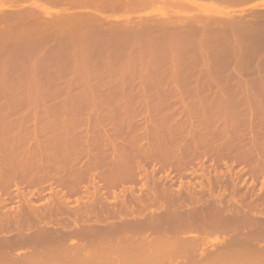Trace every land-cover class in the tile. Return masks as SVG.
<instances>
[{
    "label": "rangeland",
    "instance_id": "374dc122",
    "mask_svg": "<svg viewBox=\"0 0 264 264\" xmlns=\"http://www.w3.org/2000/svg\"><path fill=\"white\" fill-rule=\"evenodd\" d=\"M79 2L81 1L79 0ZM79 2L76 0V3ZM61 3L62 2H57V0L55 2L53 0H0V20L5 17H7L8 19L7 21H0V56H2L0 57V71L2 70L0 72V88L2 87L0 89V97L2 96V98H0V121H4L5 118V120H7L10 117L9 119H14L11 120L12 122L15 120L16 122L17 120L20 121L18 123V126L20 125L22 128L23 124L24 126L25 124H27L25 126L26 131L24 129L22 131V128L18 126L16 127V129L19 128L20 131L18 129L17 131H19L20 134L21 132H26V136L24 134H21L26 138L28 135L30 136L29 132H31V135H33L30 136L32 140L29 137L25 139L26 143H30L29 146H32L34 143V146H39L41 144L43 145V140H46L49 136H47L46 131L53 130L54 128L55 129L53 130V132H57V130L62 131L64 129L62 132L64 133L65 131L64 134H66V132H69L68 130L71 129L70 131H72L73 129V131L76 132L75 139H77V141L81 136V140L76 143L77 146L76 144L73 145V143L72 148L75 149L74 153L79 155L81 154L79 159V155L75 157L79 161L82 158V162L80 161L81 164L79 163V165L77 162L75 163L74 161H72L71 166H75L76 164H78L77 166L80 169L77 168V171L79 169L80 173H77L78 175H76L80 177L83 175V178H81V180L78 179L80 177H77L76 175L75 176L78 180L81 181L78 182L79 184L81 183L80 188L83 187L82 191L86 190L88 193H83L82 195H71L69 196V198H66V200L73 206L80 205L81 207L84 204L91 203L92 200L95 201L97 199L95 198L96 195H98V197H100V195L101 197H103V200L105 201H102V199L100 198L103 203H106V201L108 200V203H111V205L109 204L111 208H113V204L116 203H119L120 205L122 203L124 205V203L132 200L131 198H134V200H136V198L138 200L147 198L145 200L148 201V204L150 202L151 205L148 206L149 208L144 211L146 213L143 212V215H139V217L137 214H134V216L130 215V217H128L129 221L133 222L132 224L135 226L138 223L140 224L141 220L142 224H138L139 226L143 225L145 223V220L146 222L147 220H149V223H151L152 221H159V224L162 222L163 226L166 222L165 225L167 226H164V228L166 227L165 229L161 227L162 224H160L161 226L159 225L160 227L158 226L159 228H157H161L160 230L163 229L164 231L167 229V227L168 229L169 227L171 229L172 225H174V227L172 226L173 230L177 227L183 228L184 225H180L179 223H183L182 219L186 218V216H190V219L188 218V225L190 224L188 226V233H181L180 236H176V233L173 234L174 236L170 235L169 230H167L168 233H166V231L163 232L164 234L166 233L165 236H159L163 233L157 234L152 231V229L148 232L144 231L143 234L146 233L147 236H151L149 237V240H154L155 238L157 239L160 237L156 240V242L162 237V239H165L166 237V240L167 238H170V247L167 248L169 245L166 247V249L168 250L162 248L166 251L165 254L164 250L162 251V249H160V252L158 251L157 254L158 257L152 263L148 262V264H191L192 262L193 264H264V94H262L264 92V44L261 48L258 49L255 47V45L252 44L253 42H245L247 40L243 38L244 34L248 33L244 36L245 38L247 36L249 37L250 35L253 36L254 34H256L259 38L261 36L264 40V0H150L143 6H140V8L133 6L114 11L108 8H100L101 6H98L99 4L97 5V7L95 6L98 10L96 11V9L93 8L95 4H90L93 5L92 7L90 6L91 8H85L83 6V8H77L78 5L82 3H79L78 5L76 4L73 7L72 5H63L64 3ZM103 9L108 10L106 12V10L104 11ZM18 13H25L24 15L22 14L25 18ZM77 15L81 16L76 17ZM82 15L84 17H82ZM16 16H18V18ZM20 16L22 17V19ZM23 18L26 20L23 21ZM17 19L19 21H17ZM93 19H95V21ZM27 20H29L32 25ZM100 21H102L103 23L101 24ZM37 22L39 24L41 23L42 27L38 25ZM45 22L46 24L50 22V25H46ZM43 24H45V27ZM235 25H238L242 29V31L241 29L237 30L236 28L238 27L235 28ZM158 27H160V29ZM89 28L90 30H93L90 31ZM180 29L182 31H180ZM235 31L238 33H236ZM25 34L27 35V37L25 36ZM142 34L143 36H141ZM189 34L192 37L187 36ZM218 34L221 35L219 36ZM40 35H42V37L45 36V38L42 39ZM114 35H119L120 38H118V36L114 37ZM38 36L41 39H39ZM185 36L186 38H190L186 39ZM34 37H36L37 39ZM101 37L103 40L101 39ZM93 38L96 39L94 40L95 42L92 40ZM230 38L233 41H230ZM89 39H91L92 41H90ZM217 39L218 41L220 40L221 43L226 44H223V47L226 46L225 49L221 48V50L223 51L219 50L220 48L217 47L221 46L220 42L218 44L216 43L218 42L216 41ZM40 40L41 42H39ZM182 40L185 43L191 41L189 42V44L186 43V45H190L189 48H186L185 45H183V49L180 48V42ZM223 40L225 42H223ZM108 42L110 45L107 46ZM143 42L144 44H141ZM243 42H245L247 46ZM172 43H175V46H180L179 49L177 46L175 48L174 44L172 45ZM177 43L180 45H178ZM215 43L217 44L215 46V49H218L220 53L218 54L219 56L217 55L219 58L216 56L217 53L215 54V56L214 54L212 55L215 49L211 48L214 47L213 45ZM250 43L253 46L248 45ZM24 44L27 45L25 46ZM33 44L35 46H33ZM39 44L41 46H39ZM147 44H149L150 46ZM29 45H32V50ZM37 45L41 50L38 49ZM114 45L117 46L113 47ZM191 45H193V47ZM243 45L246 48L249 46L247 48V52L245 51L246 48H243ZM89 46L92 49L89 48ZM98 46L102 49L104 48L103 51ZM166 46V51H168L169 54L165 52ZM171 46H173L174 48H171ZM160 47L162 49H160ZM93 48H96V50H94L95 52L93 51ZM229 48H233V52L232 50L230 51ZM91 51H93L94 53ZM220 51L223 53L225 52V54L221 53ZM249 51L252 53H250ZM260 51L261 53H259ZM54 52H56L57 54ZM14 53L15 55H13ZM18 53L20 54L19 57L17 56ZM105 53L106 55L103 56ZM159 53H161V55ZM164 53H166L165 55L168 54L170 57L167 55L164 59V56L162 57ZM55 55L57 56L54 57ZM63 55H65V57H63ZM154 55L158 60L161 57L162 58L159 60V64H157L156 66V68H158L150 71L152 70V67L154 66L153 68H155L156 65L155 63L151 62L153 58V61H155ZM228 55L231 57V59L230 57H228ZM12 56H14L15 58ZM95 57H97V59H95ZM183 57H186L184 59L185 62H182ZM212 57H215L216 59H211ZM64 58H66V60ZM132 58L134 61L132 60ZM177 58V61L179 62V64L177 63L179 69H176L177 65H175V62H177ZM54 59L55 61H53ZM110 59H114V61H111ZM189 59L191 61H189ZM102 60L104 61L102 62ZM136 60L138 61V63H136ZM161 60L166 61L167 65L165 64V62L162 63ZM243 60L245 62L248 61V66L243 62ZM115 61L116 63L114 64L113 62ZM186 61H189V63H187ZM200 61H202V65H200ZM63 62L66 64H64ZM121 62L125 64H120ZM157 62L158 61H156V63ZM196 62L198 65H200L199 67ZM215 62L220 64H217ZM253 62H255V65ZM105 63L107 64V66ZM133 63H136V66L134 65L133 67ZM214 63L215 65L217 64L218 67L220 66V69H223L224 71H219V68L217 67V65L215 66ZM238 63H240L239 65H241L242 63L241 66L245 71H243L241 67V69L238 67ZM249 63L251 64V67L249 66ZM244 64H246V68H244ZM103 66H106L105 69L107 68V70H104ZM160 66H162L163 69L165 68V73L161 72V70L163 71V69ZM88 67H93V71L92 68ZM159 67L161 70H159ZM182 67L186 69L182 70ZM211 67L217 69H211ZM116 68L119 71H116ZM203 68L205 69V71H203ZM24 69L26 73H24ZM53 69L54 71H52ZM94 70L98 71V74H95L96 71L94 72ZM103 70L105 73L103 72ZM154 70L158 72L156 73ZM181 70L183 73L181 72ZM186 70L189 71V73ZM214 70H218V73ZM225 70H228L229 74ZM9 71H11V73ZM55 71L59 74V76ZM185 71L188 73H186L187 76L184 74ZM5 72L7 75L5 74ZM99 72H102L104 76ZM118 72L120 75L118 74ZM159 72L164 74V76L161 74L163 77H159ZM219 72H221V74ZM54 73L57 74L58 77H60V74H63L62 80L56 75L54 77ZM129 73L131 74L130 76H128ZM207 73L208 75H205ZM243 73L247 77L242 75ZM214 74L215 76H220L223 74L226 76L223 78H216L217 76L215 77ZM248 74L250 75V77H248ZM16 75H18L19 79ZM36 75L41 76V78H37ZM95 75L97 77L100 76L98 78L99 80L101 78L100 83L98 79V82L95 83L97 81V77ZM114 75L116 78H114ZM166 75L168 78L165 77ZM201 75L203 76V78L201 77ZM232 75H235V77L237 76L236 78H238V80ZM154 76L155 79H158V77L160 79L155 80ZM204 76L207 77L204 79ZM109 77L110 79H108ZM127 77L130 78L125 79ZM191 77L195 78L193 79ZM15 78L18 79V81H15ZM137 78L139 79V81ZM190 78V82H195L190 83L188 81V79ZM215 78L217 80L213 81L215 80ZM234 78L236 79V81ZM249 78H251V80ZM253 78L256 79V84ZM54 79L59 80L56 82V80ZM204 80H206V82ZM6 81H12L15 83V85H13V83H10L11 85H13L12 87ZM42 81L46 82L43 83ZM116 81L118 83L120 81L121 82L115 85ZM242 81L243 83H241ZM17 82L21 83L22 85L19 83L17 84ZM47 82L49 84H47ZM82 82L84 83V86ZM207 82L208 84H206ZM231 82L233 83L231 84ZM237 82H239L238 85ZM32 83L33 86L31 85ZM57 83H60V85L58 86ZM164 83L166 85H164L163 87L162 85ZM7 84L11 87L8 88ZM46 84L47 86H49V89H52L53 86H55L53 87V89L58 87H60V89L58 88L59 91H57L58 89H55V92L52 89V93L49 94V89H47L46 91L47 86H45V89L43 91L44 87L42 86ZM94 84L98 87H96ZM159 84L160 86H162V88L158 87ZM226 84L229 85V89L228 87H226ZM242 84H244L245 90L243 88L244 86H241ZM187 85H189L190 88ZM99 86L101 87V89L102 86L105 87L102 90H99ZM153 86L155 89L153 88ZM80 87H82V89ZM85 87H88L87 90L85 89ZM225 87L226 89H224ZM105 88H107V90ZM148 88L150 89V91L148 90ZM12 89H16L15 91L18 92V94L15 93ZM40 89H42V91ZM115 89H117V91ZM257 90L261 91L258 92ZM10 91H13V93L18 95V97H20V95L22 97H20V99L17 97V99L16 97H13V93H10ZM78 91L80 93L82 92V94H80ZM118 92L120 93L119 96L117 94ZM226 92L227 94L229 92L228 96L230 95V93H239V100H237L236 102L233 99V96L236 94H234L232 97H226ZM97 95L100 96L98 97ZM102 95L103 97L105 96L104 99L103 97H101ZM220 95H222V98L219 97ZM47 96L49 98L53 97V100L47 98ZM129 96L133 97L129 98ZM206 97L209 99H206ZM12 98L14 99V102L11 101ZM99 98L101 101L99 100ZM105 98L110 99V102H107L108 99L106 100ZM128 98L130 100H127ZM134 98L137 101L134 100ZM235 99H237V95ZM119 100L122 102H120ZM116 102H118L119 104ZM231 102H234L236 105ZM55 119L57 120L56 122L60 120V122H58L59 124L61 122H64L63 125L64 127H66H62V123L60 125H55ZM50 120H54L52 122L55 124H53ZM42 122L44 124H50L47 130L45 127L47 125H44ZM65 122L69 124V127ZM38 125L40 126L38 127ZM42 125L44 126V128L42 127ZM40 127L43 128V130ZM39 128L40 135L38 132ZM32 130L36 131L34 132ZM41 131H44V137L41 135ZM83 133L87 135H85L84 140H82V135H84ZM34 136H42L43 138L40 137V139L43 140L41 141L40 139H38L39 137H35L36 141H34ZM135 137L137 140H135ZM133 139L135 141H133ZM29 140L34 141V143H31ZM37 141L38 144L36 143ZM40 141L41 143H39ZM72 141L74 142L75 140ZM134 143H137L139 145L136 146ZM37 146H35V148ZM133 146H136V149H134ZM153 148L154 150H152ZM38 149L39 148H37V150ZM123 150L127 153L123 154ZM103 151L105 153H102ZM106 152L109 156L106 154ZM118 152H121V155H119ZM145 152L147 155L144 154ZM100 154L110 157L111 160L105 156H103L102 158ZM125 154H128L126 155V157L129 156V154L132 155L130 156L131 159L130 157L127 158L128 160L130 159V161L133 163L132 165L134 166V168L136 167L135 170L134 168H132V171L135 172V176L134 178H132V180H134L133 182L131 180H127L122 184L118 183L119 185L117 184L116 187H113V180H111V182H108L110 181L111 175H107L109 173L108 170L110 169L111 171V167L113 168V166L112 164H109L111 166L109 167L108 163H112L113 159H116L117 157L120 158L122 155V158L126 160L127 158H124ZM244 154L248 157H246ZM240 157H242L243 159H240ZM93 158H100L102 160H105L106 158V160H109L110 162H107L105 160V164H103L102 167H104V165L106 166L103 169L99 160H97L99 162L94 160L92 164L91 160H93ZM132 158H134L136 161H132ZM95 161L96 165H99L100 167L94 164ZM131 162H129L130 165ZM86 164L91 165L87 166ZM84 165L87 167L85 168ZM105 169H108L106 171V174ZM81 170H83V172ZM101 176H109V180L107 181L108 185L105 182L106 180L103 181V178ZM127 182L129 184H127ZM109 183L111 184V186L109 185ZM46 186H48V184ZM21 188L22 190L23 188L25 189V193L23 190V192L21 193L23 198L18 197L17 200L16 198L11 200L10 203L12 205L14 204V206H17V203H19L20 205L22 202H24V200L26 199L25 196H28L26 195V193L32 196L33 193H35L36 195L38 193H36V191L39 190L38 186L37 188L33 187V189L28 187V190L26 185L21 186ZM28 191L31 192V194L28 193ZM23 193L25 195H23ZM50 193V191L48 193L47 191H45L43 193L44 195H42L43 197L45 196L44 198H34L37 205L46 203L48 204L49 202H51L50 200H53L54 198H50ZM156 198L159 199L156 201ZM126 199H128V201H126ZM14 201L16 202L12 203ZM168 202L170 203L168 204ZM179 209L180 212L178 211ZM168 210L170 212H168ZM193 211H195V213ZM148 214L151 220L148 218ZM168 216H170V218H167ZM176 217H179L177 218V221L173 219ZM164 218H167L166 220L168 221L169 219H173L174 221L172 220L167 222ZM124 219L128 220L127 216L123 218V220ZM116 220L120 223H129L126 220L125 222H122V220L118 219ZM133 220L136 222V224H134L135 222ZM110 221L117 223V221H115L114 219L109 220V222ZM171 222H173V224ZM167 223H169V225ZM174 223L177 225L175 226ZM195 224L198 226L204 224L205 226H202L204 227L205 231L209 226L210 228L208 227V230L210 229V231L203 232V227H198ZM101 225L103 226V224ZM212 225L215 226L212 227ZM193 226L195 227L192 229ZM193 239L196 240L194 241ZM23 252V250H20L18 253ZM234 255L235 257H233ZM228 256L230 259L228 258ZM112 258H115V256H113ZM231 260H233L234 262H231ZM114 261V259H111L112 263ZM114 263L116 264L119 262Z\"/></svg>",
    "mask_w": 264,
    "mask_h": 264
},
{
    "label": "bare ground",
    "instance_id": "6f19581e",
    "mask_svg": "<svg viewBox=\"0 0 264 264\" xmlns=\"http://www.w3.org/2000/svg\"><path fill=\"white\" fill-rule=\"evenodd\" d=\"M52 1V0H51ZM54 2L56 1V0H53ZM78 2H79V0H77ZM81 2H79V3H82V4H79V3H76V0H57V2H62V3H64L63 5H72V7L73 6H75L76 4L78 5V7L77 8H80V7H87V8H91L94 4V9H96V11H98L97 10V5L98 6H101L100 8H108V9H110V10H118V9H124V8H129V7H139L140 8V6H143L144 4H146L148 1H150V0H80ZM178 1V0H177ZM61 3V4H62ZM84 4V5H83ZM88 4V5H87ZM90 4H93V5H90ZM87 5V6H86ZM183 5V4H182ZM91 6V7H90ZM96 6V7H95ZM82 7V8H83ZM74 9V8H73ZM107 9V10H108ZM104 10V9H103ZM106 10V9H105ZM104 10V11H105ZM107 10H106V12H107ZM22 12H24V11H22ZM31 12V11H30ZM260 12V11H259ZM17 14V13H16ZM15 14V15H16ZM19 15L21 14V16L22 17H24L23 15L25 14H23V13H18ZM23 14V15H22ZM35 14V13H34ZM18 15V16H19ZM27 15H28V13H27ZM33 15V14H32ZM9 16V15H8ZM18 16H16L17 18H18ZM20 16V17H21ZM81 16V15H80ZM80 16H76V17H80ZM88 16V15H87ZM14 17V16H13ZM19 17V18H20ZM22 17H21V19H22ZM29 17V16H28ZM82 17H84L83 15H82ZM86 17V16H85ZM6 18V19H5ZM5 18H3V19H1V20H8L7 19V17H5ZM15 18V17H14ZM25 18V17H24ZM23 18V19H24ZM38 19V18H37ZM63 19V18H62ZM87 19V18H86ZM89 19V18H88ZM0 20V21H1ZM11 20V19H10ZM12 20H13V18H12ZM26 19H24L23 21H25ZM77 20V19H76ZM90 20V19H89ZM94 21H95V19H93ZM105 20V19H104ZM15 21H16V19H15ZM14 21V22H15ZM17 21H19L18 19H17ZM27 21H29V20H27ZM33 21V20H32ZM63 21V20H62ZM81 21V20H80ZM85 21V20H84ZM94 21H92V22H94ZM98 21V20H97ZM103 21V20H102ZM102 21H100L101 22V24L103 23ZM4 22V21H3ZM9 22H11V21H9ZM30 22V21H29ZM28 22V23H29ZM70 22H71V19H70ZM74 22V21H73ZM77 22V21H76ZM99 22V23H100ZM109 22V21H108ZM264 22V21H263ZM38 23V22H37ZM59 23H64V22H59ZM88 23V22H87ZM97 23V22H96ZM253 23V22H252ZM30 24H31V22H30ZM45 24H46V22H45ZM45 24H43L44 25V27H45ZM47 24H49L50 25V22L49 23H47ZM46 24V25H47ZM58 24V23H57ZM67 24H69V23H67ZM84 24V23H83ZM90 24V23H89ZM256 24H257V22H256ZM32 25V24H31ZM35 25V24H34ZM33 25V26H34ZM38 25H40L41 26V23L39 24L38 23ZM95 25V24H94ZM118 25V24H117ZM187 25V24H186ZM193 25V24H192ZM245 25V24H244ZM261 25V24H260ZM40 26H38V27H40ZM52 26V25H51ZM62 26V25H61ZM96 26V25H95ZM103 26V25H102ZM105 26V25H104ZM106 26H107V23H106ZM247 26V25H246ZM245 26V27H246ZM42 27V26H41ZM48 27V26H47ZM86 27V26H85ZM98 27V26H97ZM236 27H238V28H236ZM88 28V27H87ZM93 28V27H92ZM157 28V27H156ZM159 29H160V27H158ZM178 28V27H177ZM182 28V27H181ZM184 28V27H183ZM235 28L238 30V29H241L238 25H235ZM243 28H244V26H243ZM32 29V28H31ZM30 29V30H31ZM41 29V28H40ZM51 29V28H50ZM98 29V28H97ZM116 29H118V28H116ZM146 29V28H145ZM253 29H255V28H253ZM34 30V29H33ZM52 30V29H51ZM67 30V29H66ZM89 30H90V28H89ZM93 30V29H92ZM92 30H90V31H92ZM100 30V29H99ZM98 30V31H99ZM102 30H103V28H102ZM105 30V29H104ZM109 30V29H108ZM173 30V29H172ZM178 30V29H177ZM215 30V29H214ZM35 31V30H34ZM34 31H33V33H34ZM55 31H57V30H55ZM59 31V30H58ZM84 31V30H83ZM86 31H87V29H86ZM89 31V32H90ZM97 31V32H98ZM117 31V30H116ZM159 31V30H158ZM171 31V30H170ZM180 31H182L181 29H180ZM184 31V30H183ZM217 31V30H216ZM240 31V30H239ZM241 31H242V29H241ZM244 31V30H243ZM62 32H64V31H62ZM144 32V31H143ZM160 32V31H159ZM222 32V31H221ZM220 32V33H221ZM225 32H226V30H225ZM224 32V33H225ZM230 32V31H229ZM236 32V31H235ZM32 33V32H31ZM42 33V32H41ZM76 33V32H75ZM78 33H79V31H78ZM96 33V32H95ZM139 33V32H138ZM168 33V32H167ZM170 33V32H169ZM236 33H238V32H236ZM239 33H241V32H239ZM250 33V32H249ZM94 34V33H93ZM119 34V33H118ZM137 34V33H136ZM140 34V33H139ZM145 34V33H144ZM147 34V33H146ZM228 34H230V33H228ZM246 34H248V33H245L244 34V36L246 35ZM258 34V33H257ZM30 35V34H29ZM112 35V34H111ZM207 35V34H206ZM212 35V34H211ZM219 35V34H218ZM221 35V34H220ZM219 35V36H220ZM242 35V34H241ZM256 34H254L253 36H247L246 38L243 36V38L245 39V40H247V41H245L244 39V41L245 42H253L252 44L253 45H255V47L256 48H261L262 46H263V44H264V40H263V38L260 36V38H262V39H260L259 37H258V35H256ZM25 36L27 37V35L25 34ZM41 37H42V35H40ZM91 36V35H90ZM89 36V37H90ZM101 36V35H100ZM100 36H99V38H100ZM116 36H118V38H120L119 37V35H116ZM115 35H114V37H116ZM122 36H123V34H122ZM121 36V37H122ZM141 36H143V34L141 35ZM176 36V35H175ZM187 36H190V34L189 35H187ZM229 36V35H228ZM241 36V37H242ZM30 37V36H29ZM37 37V36H36ZM36 37H34V38H36ZM39 37V36H38ZM47 37V36H46ZM49 37V36H48ZM88 37V38H89ZM139 37H140V35H139ZM150 37V36H149ZM169 37V36H168ZM182 37V36H181ZM184 37V36H183ZM190 37H192V36H190ZM190 37H188V38H190ZM211 37V36H210ZM240 37V38H241ZM31 38V37H30ZM43 38H45V36H43L42 37V39ZM51 38V37H50ZM76 38V37H75ZM96 38V37H95ZM95 38H93L92 40L94 41V40H96ZM112 38V37H111ZM144 38V37H143ZM185 38H186V36H185ZM185 38H183V39H185ZM188 38H186V39H188ZM218 38V37H217ZM239 38V37H238ZM27 39V38H26ZM33 39V38H32ZM37 39V38H36ZM39 39H41L40 37H39ZM101 39H102V37H101ZM100 39V40H101ZM105 39V38H104ZM138 39V38H137ZM136 39V40H137ZM177 39V38H176ZM197 39V38H196ZM199 39V38H198ZM225 39V38H224ZM242 39V38H241ZM29 40V39H28ZM54 40V39H53ZM85 40V39H84ZM90 41H92L91 39H89ZM103 40V39H102ZM113 40H115V39H113ZM189 40H192V39H189ZM188 40V41H189ZM195 40V39H194ZM226 40V39H225ZM30 41V40H29ZM38 41V40H37ZM46 41V40H45ZM48 41V40H47ZM88 41V40H87ZM98 41V40H97ZM96 41V42H97ZM105 41H107V40H105ZM141 41V40H140ZM139 41V42H140ZM158 41H159V39H158ZM162 41H163V39H162ZM176 41V40H175ZM216 41H218V39L216 40ZM227 41V40H226ZM230 41H233L231 38H230ZM32 42V41H31ZM31 42H29V43H31ZM39 42H41V40L39 41ZM78 42V41H77ZM95 42V41H94ZM110 42V41H109ZM109 42H108V44H107V46L108 45H110L109 44ZM154 42V41H153ZM179 42V41H178ZM189 42H191V41H189ZM189 42H186L187 44H189ZM220 42V40L218 41V42H216L217 44ZM223 42H225L224 40H223ZM245 42H243V43H245ZM255 42V43H254ZM28 43V42H27ZM52 43V42H51ZM57 43V42H56ZM87 43V42H86ZM91 43V42H90ZM113 43V42H112ZM116 43V42H115ZM127 43V42H126ZM156 43V42H155ZM176 43V42H175ZM175 43H172V45L174 44V46H175ZM181 43V45L180 44H178V45H180L179 47L181 48V49H183V45H185L186 46V48H189V46L190 45H186V43L185 42H183V40L180 42ZM184 43V44H183ZM192 43H194V42H192ZM214 44L213 46L214 47H212L211 49H215L216 47V45L217 44ZM221 43V42H220ZM23 44V43H22ZM34 44H36V43H34ZM33 44V46H35ZM41 44V43H40ZM39 44V46H41ZM66 44V43H65ZM92 44V43H91ZM98 44V43H97ZM114 44V43H113ZM141 44H144V42L143 43H141ZM161 44H162V42H161ZM197 44V43H196ZM223 44L224 45H226L225 43H221V46L219 47V46H217L218 48H220L219 50H221V48H226V46H224L223 47ZM246 44V43H245ZM25 45V44H24ZM27 45V44H26ZM25 45V46H26ZM46 45V44H45ZM44 45V46H45ZM64 45V44H63ZM74 45H76V44H74ZM78 45V44H77ZM96 45V44H95ZM99 45V44H98ZM127 45V44H126ZM147 45H149V44H147ZM205 45H206V43H205ZM204 45V46H205ZM248 45H251V43L250 44H248ZM253 45H251V46H253ZM30 46V45H29ZM28 46V47H29ZM43 46V47H44ZM94 46V45H93ZM112 46V45H111ZM117 46V45H116ZM115 45L113 46V47H116ZM150 46V45H149ZM148 46V47H149ZM177 46V45H176ZM176 46H175V48H176ZM185 46H184V49H185ZM192 47H193V45H191ZM208 46V45H207ZM230 46V45H229ZM244 46V45H243ZM242 46V47H243ZM246 46H247V44H246ZM250 46V47H251ZM28 47H26V48H28ZM32 47V45L30 46V48ZM37 47H38V45H37ZM70 47V46H69ZM75 47H77V46H75ZM75 47H73V48H75ZM95 47V46H94ZM99 47V46H98ZM103 47V46H102ZM162 47V46H161ZM160 47V49H162ZM168 47H169V45H168ZM178 47V46H177ZM179 47H178V49H179ZM206 47V46H205ZM227 47H228V44H227ZM235 47H236V45H235ZM249 47V46H248ZM247 47V48H248ZM83 48V47H82ZM89 48H91L90 46H89ZM88 48V49H89ZM100 48V47H99ZM110 48V47H109ZM164 48V47H163ZM166 48H167V46L165 47V52L166 53H168L169 54V52L168 51H166ZM171 48H174L173 46H171ZM196 48V47H195ZM244 49L246 48L245 46L243 47ZM247 48H246V52H247ZM23 49V48H22ZM38 49H40L39 47H38ZM52 49V48H51ZM92 49V48H91ZM100 49H102V48H100ZM104 49V48H103ZM103 49H102V51H103ZM113 49H115V48H113ZM121 49V48H120ZM157 49V48H156ZM207 49V48H206ZM205 49V50H206ZM230 49V51L233 49V48H229ZM19 50V49H18ZM31 50H32V48H31ZM34 50H35V48H34ZM41 50V49H40ZM43 50V49H42ZM56 50V49H55ZM67 50V49H66ZM94 50H96V48H93V51ZM98 50V49H97ZM171 50V49H170ZM169 50V51H170ZM173 50V49H172ZM174 50H176V49H174ZM250 50V49H249ZM37 51H39V50H37ZM69 51V50H68ZM93 51H91V52H93ZM101 51V52H102ZM159 51V50H158ZM161 51V50H160ZM163 51V50H162ZM212 51V50H211ZM221 51H223V50H221ZM220 51V52H221ZM244 51V52H245ZM256 51V50H255ZM259 51V50H258ZM263 51V50H262ZM26 52V51H25ZM28 52H30V51H28ZM58 52H60V51H58ZM80 52V51H79ZM90 52V53H91ZM95 52V51H94ZM93 52V53H94ZM114 52V51H113ZM116 52V51H115ZM164 52V51H163ZM178 52H179V50H178ZM232 52H233V50H232ZM250 52V51H249ZM54 53H56V52H54ZM53 53V54H54ZM62 53V52H61ZM72 53V52H71ZM108 53V52H107ZM122 53V52H121ZM129 53V52H128ZM155 53V52H154ZM166 53H164V55H162V57L165 59V56H167V55H165ZM171 53V52H170ZM176 53V52H175ZM210 53V52H209ZM217 53V54H216ZM221 53H223V52H221ZM250 53H252V52H250ZM256 53V52H255ZM259 53H261V51L259 52ZM6 54V53H5ZM16 54H17V52H16ZM27 54V53H26ZM32 54V53H31ZM51 54V53H50ZM57 54V53H56ZM63 54V53H62ZM137 54H139V53H137ZM156 54V53H155ZM157 54H158V52H157ZM160 55H161V53H159ZM180 54V53H179ZM178 54V55H179ZM214 54V56H215V54H216V56L218 55V54H220L219 53V51H218V49H215V51H214V53H212V55ZM223 54H225V52L223 53ZM238 54V53H237ZM254 54V53H253ZM252 54V55H253ZM13 55H15V53L13 54ZM19 53H18V57H19ZM88 55V54H87ZM106 55V53L103 55V56H105ZM108 55V54H107ZM115 55H117V54H115ZM120 55V54H119ZM118 55V56H119ZM133 55H134V52H133ZM143 55V54H142ZM159 55V56H160ZM171 55V54H170ZM239 55V54H238ZM246 55H247V53H246ZM245 55V56H246ZM26 56V55H25ZM57 55H55L54 57H56ZM72 56V55H71ZM94 56V55H93ZM155 56V55H154ZM159 56H157V57H159ZM169 56V55H168ZM176 56V55H175ZM219 56V55H218ZM217 56V57H218ZM225 56V55H224ZM236 56V55H235ZM249 56H250V54H249ZM0 57H2V56H0ZM12 57H14V56H12ZM17 57V58H18ZM23 57V56H22ZM54 57H52V58H54ZM63 57H65V55H63ZM76 57H78V56H76ZM99 57V56H98ZM101 57V56H100ZM108 57V56H107ZM121 57V56H120ZM161 57V58H162ZM170 57V56H169ZM169 57H167V58H169ZM179 57V56H178ZM201 57V56H200ZM222 57V56H221ZM227 57V56H226ZM228 57H230L229 55H228ZM4 58V57H3ZM11 58V57H10ZM15 58V57H14ZM66 58H68V57H66ZM66 58H64L65 60H66ZM73 58V57H72ZM104 58V57H103ZM102 58V59H103ZM123 58V57H122ZM147 58V57H146ZM160 58V59H161ZM166 58V59H167ZM186 58V57H185ZM184 57H183V60L185 59ZM213 58H215V57H212L211 59H213ZM219 58V57H218ZM233 58V57H232ZM249 58V57H248ZM2 59V58H1ZM57 59H59V58H57ZM56 59V60H57ZM62 59V58H61ZM86 59H88V58H86ZM95 59H97V57H95ZM135 59H137V58H135ZM159 59V60H160ZM175 59V58H174ZM216 59V58H215ZM226 59V58H225ZM230 59H231V57H230ZM229 59V60H230ZM242 59H246V58H242ZM16 60V59H15ZM14 60V61H15ZM21 60V59H20ZM64 60V61H65ZM73 60V59H72ZM78 60V59H77ZM106 60V59H105ZM109 60V59H108ZM111 60V59H110ZM113 61H114V59H112ZM111 60V61H112ZM118 60V59H117ZM132 60H133V58H132ZM153 60H154V58H153ZM151 61V62H153V63H155L154 65H155V68H153L152 67V70H150V71H153V69H157L156 68V66H157V64H159V60L158 59H156V56H155V61ZM178 60V58L176 59V61ZM182 60V62H185V60L183 61ZM191 60H192V58H191ZM190 59H189V61H191ZM234 60V59H233ZM11 61H13V60H11ZM53 61H55V59L53 60ZM63 61V60H62ZM62 61H61V63H62ZM69 61V60H68ZM83 61H85V60H83ZM96 61V60H95ZM104 60H102V62H103ZM121 61H122V59H121ZM134 61V60H133ZM132 61V62H133ZM137 61V60H136ZM135 61V62H136ZM156 61H158L157 63H156ZM162 61V60H161ZM189 61L187 62V63H189ZM215 61V60H214ZM241 61V60H240ZM250 61V60H249ZM252 61V60H251ZM9 62V61H8ZM20 62V61H19ZM18 62V63H19ZM71 62H73V61H71ZM120 62V61H119ZM125 62V61H124ZM163 62H165V64H166V61H162V63ZM181 62V61H180ZM195 62V61H194ZM198 62V61H197ZM197 62H196V64H197ZM202 61H200V63H201ZM213 62V61H212ZM225 62H227V61H225ZM243 62L244 63H246L247 64V62H245L244 60H243ZM3 63V62H2ZM64 63V62H63ZM91 63V62H90ZM110 63V62H109ZM114 64L116 63V61L115 62H113ZM126 63H127V61H126ZM136 63H138V61L136 62ZM135 63V64H136ZM150 63V62H149ZM176 64L175 65H177V63L179 64V62L177 61V62H175ZM207 63V62H206ZM215 63H217V62H215ZM215 63H214V65H215ZM254 63V65H255V62H253ZM252 63V64H253ZM56 64V63H55ZM54 64V65H55ZM64 64H66V63H64ZM69 64V63H68ZM87 64V63H86ZM89 64V63H88ZM106 64V63H105ZM120 64H125V63H120ZM134 63L132 64V66L134 67V65H135ZM140 64V63H139ZM168 64H170V63H168ZM195 64V65H196ZM217 64H220V63H217ZM216 64V65H217ZM226 64V63H225ZM229 64V63H228ZM240 63H238V65H239ZM246 64H244V68H246L245 67V65ZM261 64V63H260ZM264 64V63H263ZM17 65V64H16ZM60 65V64H59ZM82 65V64H81ZM90 65V64H89ZM96 65V64H95ZM102 65H103V63H102ZM110 65V64H109ZM118 65V64H117ZM141 65V64H140ZM148 65V64H147ZM161 65V64H160ZM167 65V64H166ZM194 65V66H195ZM198 65V64H197ZM200 65H202V63L200 64ZM200 65H198V67L200 66ZM211 65H212V63H211ZM215 65V66H216ZM231 65V64H230ZM232 65H233V62H232ZM241 65H242V63H241ZM241 65H239L238 67L240 68H242V66ZM106 66H107V64H106ZM105 66V67H106ZM120 66V65H119ZM124 66V65H123ZM136 66V65H135ZM144 66H145V64H144ZM169 66V65H168ZM184 66V65H183ZM208 66V65H207ZM229 66V65H228ZM247 66H248V64H247ZM249 66L251 67V64L249 63ZM264 66V65H263ZM80 67V66H79ZM86 67H87V65H86ZM93 67H95V66H93ZM93 67H88V68H92V71H93ZM104 67V66H103ZM105 67H104V70H107V68L105 69ZM118 67V66H117ZM122 67V66H121ZM132 67V68H133ZM151 67V66H150ZM161 68H162V66H160ZM160 67H159V70H161L160 69ZM164 67V66H163ZM193 67V66H192ZM217 67H218V65H217ZM223 67V66H222ZM231 67V66H230ZM57 68H58V65H57ZM97 68V67H96ZM109 68V67H108ZM178 68V65H177V67H176V69ZM214 67H211V69H213ZM219 69V71H221V72H223L221 69H220V66L218 67ZM240 68V69H241ZM249 68V67H248ZM247 68V69H248ZM54 69H56V68H54ZM54 69L52 70V71H54ZM61 69V68H60ZM163 69V68H162ZM165 69V68H164ZM164 69H163V71L161 70V72L163 73L164 72ZM179 69V68H178ZM184 69V67H182V70ZM186 69V68H185ZM184 69V70H185ZM189 69V68H188ZM195 69H196V67H195ZM204 69V68H203ZM214 69H217V68H214ZM225 69H228V68H225ZM65 70H66V68H65ZM79 70V69H78ZM91 70V69H90ZM99 70V69H98ZM104 70H103V72H104ZM112 70V69H111ZM116 71H119V70H117V68L115 69ZM114 70V71H115ZM182 70H181V72H182ZM192 70V69H191ZM217 70V71H218ZM242 70L243 71H245L243 68H242ZM249 70V69H248ZM2 71V70H1ZM0 71V72H1ZM57 71V70H56ZM55 71V72H56ZM64 71V70H63ZM92 71H91V75H92ZM96 70H94V72H95ZM102 71V70H101ZM109 71V70H108ZM127 71V70H126ZM134 71H136V70H134ZM155 71V70H154ZM178 71H180V70H178ZM187 71V70H186ZM185 71V75H186V73L188 72L189 73V71H187L186 72ZM192 71H194V70H192ZM191 71V72H192ZM201 71V70H200ZM203 71H205V69L203 70ZM215 71V70H214ZM217 71H215V72H217ZM226 71V70H225ZM247 71V70H246ZM10 73H11V71H9ZM13 72V71H12ZM29 72V71H28ZM66 72V71H65ZM93 72V73H94ZM98 71H96L95 72V74L97 73ZM121 72V71H120ZM156 72V71H155ZM158 72V71H157ZM156 72V73H157ZM170 72H172V71H170ZM195 72V71H194ZM210 72V71H209ZM215 72H213V73H215ZM221 72H219L220 74H221ZM226 72H228V74H229V71L227 70ZM242 72V71H241ZM250 72V71H249ZM252 72H254V71H252ZM16 73V72H15ZM18 73V72H17ZM24 73H26L25 72V69H24ZM50 73V72H49ZM57 73V72H56ZM62 73V72H61ZM99 73H102V72H99ZM105 73V72H104ZM134 73V72H133ZM137 73V72H136ZM145 73V72H144ZM151 73H153V72H151ZM150 73V74H151ZM160 73V72H159ZM162 73H160L159 75V77H163L164 76V74H162ZM165 73V72H164ZM183 73V72H182ZM187 73V74H188ZM204 73V72H203ZM202 73V74H203ZM218 73V72H217ZM217 73H215V74H217ZM225 73V72H224ZM248 73V72H247ZM264 73V72H263ZM5 74H6V72H5ZM13 74V73H12ZM58 74V73H57ZM57 74H55L54 73V77H55V75L57 76ZM98 74V73H97ZM112 74V73H111ZM115 74V73H114ZM118 74H119V72H118ZM124 74H125V72H124ZM163 76H162V75ZM167 74V73H166ZM183 74V75H184ZM195 74V73H194ZM211 74V73H210ZM215 74H214V76H215ZM233 74V73H232ZM245 74H246V72H245ZM245 74L243 73L242 75H244L245 76ZM254 74V73H253ZM7 75V74H6ZM9 75V74H8ZM23 75V74H22ZM22 75H20V76H22ZM34 75H35V73H34ZM52 75V74H51ZM63 75V74H62ZM61 74H60V77H58L59 76V74H58V78H61V80H62V78H63V76H62ZM64 75H65V73H64ZM81 75V74H80ZM79 75V76H80ZM102 75H103V73H102ZM116 75H117V72H116ZM120 75V74H119ZM131 74L129 73V75L128 76H130ZM192 75V74H191ZM205 75H208V73L207 74H205ZM249 75V74H248ZM1 76V75H0ZM17 76V78L19 79V77H18V75H16ZM25 76V75H24ZM31 76V75H30ZM37 76V75H36ZM47 76V75H46ZM45 76V77H46ZM62 76V77H61ZM84 76V75H83ZM96 76V75H95ZM104 76V75H103ZM102 76V77H103ZM143 76H145V75H143ZM187 76V75H186ZM217 76V75H216ZM215 76V77H216ZM226 75H218L216 78H218V77H225ZM233 77H235V75H232ZM6 77V76H5ZM12 77V76H11ZM26 77V76H25ZM28 77V76H27ZM38 77H40L41 78V76H37V78ZM93 77H94V75H93ZM97 77V76H96ZM95 77V78H96ZM100 77V76H99ZM99 77H97L96 78V80L99 78ZM132 77H133V75H132ZM134 77H136V76H134ZM151 77V76H150ZM152 77H153V75H152ZM158 77V79H160ZM165 77H167V75L165 76ZM170 77V76H169ZM201 77L203 78V76L201 75ZM207 77V76H206ZM205 76H204V79L206 78ZM237 77V76H236ZM235 77V78H236ZM245 77H247V76H245ZM248 77H250V75L248 76ZM254 77V76H253ZM2 78V77H1ZM29 78V77H28ZM39 78V79H40ZM42 78H44V77H42ZM65 78V77H64ZM67 78V77H66ZM82 78V77H81ZM107 78V77H106ZM114 78H116L115 77V75H114ZM113 78V79H114ZM130 78V77H129ZM128 77L127 78H125V79H129ZM168 78V77H167ZM191 78H193V77H191ZM191 78L190 79H188V81L189 80H191ZM195 78V77H194ZM193 78V79H194ZM215 78V80H213V81H216L217 79ZM234 78V79H235ZM257 78V77H256ZM18 79H16L15 78V81L17 80L18 81ZM74 79H76V78H74ZM79 79H80V77H79ZM83 79V78H82ZM81 79V80H82ZM86 79V78H85ZM108 79H110V77L108 78ZM108 79H107V82H108ZM121 79V78H120ZM133 79V78H132ZM138 79V78H137ZM145 79V78H144ZM154 79H155V76H154ZM158 79H155V80H158ZM199 79V78H198ZM230 79V78H229ZM237 80H238V78H236ZM236 79H235V81H236ZM250 80H251V78H249ZM254 79V82H255V84H256V79L255 78H253ZM264 79V78H263ZM4 80H5V78H4ZM11 80V79H10ZM13 80V79H12ZM44 80H46V79H44ZM54 80H56V79H54ZM59 80V79H58ZM58 80H56V82L58 81ZM93 80V79H92ZM95 80V81H96ZM99 80V79H98ZM98 80L95 82V83H97L98 82ZM102 80H106V79H102ZM117 80V79H116ZM136 80V79H135ZM146 80V79H145ZM148 80V79H147ZM164 80V79H163ZM167 80V79H166ZM223 80V79H222ZM232 80V79H231ZM230 80V81H231ZM249 80V81H250ZM26 81V80H25ZM39 81H41V80H39ZM63 81H65V80H63ZM62 81V82H63ZM100 81H101V78H100V80H99V83H100ZM115 81V80H114ZM118 81V80H117ZM116 81V83H115V85L118 83ZM128 81V80H127ZM138 81H139V79H138ZM160 81V80H159ZM188 81H187V83H188ZM205 82H206V80H204ZM211 81V80H210ZM233 81V80H232ZM257 81H258V79H257ZM7 82V81H6ZM19 82H20V80H19ZM19 82H17V84L19 83ZM43 82V81H42ZM44 82H46V81H44ZM43 82V83H44ZM50 82V81H49ZM51 82H53V81H51ZM55 82V83H56ZM106 82V81H105ZM121 82V81H120ZM119 82V83H120ZM144 82V81H143ZM156 82V81H155ZM163 82V81H162ZM165 82V81H164ZM172 82V81H171ZM190 82V81H189ZM191 82H193V81H191ZM190 82V83H191ZM195 82V81H194ZM193 82V83H194ZM219 82V81H218ZM223 82V81H222ZM7 83H9V85H11L12 83H13V85H15V83L14 82H12V81H9V82H7ZM11 83V84H10ZM23 83V82H22ZM43 83H41V84H43ZM54 83V84H55ZM61 83V82H60ZM60 83L58 84V86L60 85ZM83 83V82H82ZM94 83V82H93ZM102 83V82H101ZM112 83V82H111ZM118 83V84H119ZM157 83V82H156ZM167 83V82H166ZM189 83V84H190ZM233 82H231V84H232ZM235 83V82H234ZM238 83L239 82H237V85H238ZM241 83H243V81L241 82ZM258 83V82H257ZM260 83H262V82H260ZM3 84V83H2ZM1 84V85H2ZM19 84H21V83H19ZM47 84H49L48 82H47ZM47 84L46 85H43L42 87H44L43 88V91H44V89H45V86H47ZM52 84V83H51ZM105 84V83H104ZM103 84V85H104ZM153 84V83H152ZM160 84H161V82H160ZM160 84H159V86L158 87H161L162 88V86L164 87V85H166L165 83L162 85V86H160ZM173 84V83H172ZM184 84V83H183ZM204 84V83H203ZM206 84H208V82L206 83ZM224 84V83H223ZM246 84V83H245ZM8 85V84H7ZM6 85V86H7ZM8 85V88H10L11 86L13 87V85H11V86H9ZM22 85V84H21ZM20 85V86H21ZM32 86H33V83L31 84ZM56 85V84H55ZM62 85V84H61ZM74 85H75V83H74ZM77 85V84H76ZM95 85V84H94ZM100 85V84H99ZM139 85V84H138ZM158 85V84H157ZM182 85V84H181ZM201 85V84H200ZM205 85V84H204ZM227 85V84H226ZM240 85V84H239ZM250 85V84H249ZM25 86V85H24ZM51 86V85H50ZM57 86V85H56ZM83 86H84V83H83ZM96 86V85H95ZM173 86V85H172ZM188 87H189V85H187ZM203 86V85H202ZM207 86V85H206ZM229 85H227L226 87H228ZM231 86V85H230ZM241 86H244V84H242ZM252 86V85H251ZM258 86H259V84H258ZM257 86V87H258ZM262 86V85H261ZM17 87V86H16ZM26 87H28V86H26ZM49 86H47V88H46V91H47V89H49L48 88ZM53 87H55V86H53ZM53 87H52V89H53ZM96 87H98V86H96ZM100 87V86H99ZM105 86H102V89L104 88ZM109 87V86H108ZM119 87V86H118ZM217 87V86H216ZM220 87V86H219ZM226 87L224 88V89H226ZM233 87V86H232ZM240 87V86H239ZM248 87V86H247ZM2 88V87H1ZM0 88V89H1ZM15 88V87H14ZM19 88V87H18ZM59 89H60V87H58ZM58 88H55V89H58ZM79 88V87H78ZM81 89H82V87H80ZM88 88V87H87ZM87 88L85 87V89L87 90ZM111 88V87H110ZM153 88H154V86H153ZM185 88V87H184ZM190 88V87H189ZM207 88V87H206ZM244 88V90H245V86L243 87ZM253 88V87H252ZM261 88V87H260ZM4 89V88H3ZM17 89V88H16ZM15 89V90H16ZM52 89H49V94H51L52 93ZM55 89H53L54 90V92H55ZM59 89L57 90V91H59ZM101 89V87L99 88V90ZM101 89V90H102ZM106 90H107V88H105ZM155 89V88H154ZM153 89V90H154ZM228 89H229V87H228ZM13 90V89H12ZM15 90H13L15 93H17L18 94V92H16ZM41 91H42V89H40ZM116 91H117V89H115ZM139 90H141V89H139ZM148 90L150 91V89L148 88ZM147 90V91H148ZM160 90V89H159ZM158 90V91H159ZM161 90H163V89H161ZM174 90V89H173ZM177 90V89H176ZM204 90V89H203ZM231 90V89H230ZM236 90V89H235ZM234 90V91H235ZM262 90V89H261ZM261 90H257L258 92H260ZM8 91V90H7ZM13 91H10V93L12 92L13 93ZM24 91V90H23ZM105 91V90H104ZM111 91H112V89H111ZM114 91V90H113ZM152 91V90H151ZM196 91H197V88H196ZM206 91H207V89H206ZM226 91V90H225ZM227 91H229V90H227ZM22 92V91H21ZM29 92V91H28ZM79 92V91H78ZM122 92V91H121ZM129 92V91H128ZM15 93H13L12 95H13V97H18V95H16ZM43 93V92H42ZM46 93V92H45ZM80 93V92H79ZM99 93V92H98ZM108 93V92H107ZM220 93V92H219ZM243 93V92H242ZM2 94V93H1ZM16 96H15V95ZM23 94H26V93H23ZM44 94V93H43ZM80 94H82V92L80 93ZM118 94V96L120 95V93L118 92L117 93ZM130 94H131V92H130ZM152 94V93H151ZM228 94H229V92H228ZM228 94H227V92H226V97L228 96ZM234 94H236L237 95V99H235L236 98V95H234ZM234 94H231L230 93V97H232L233 95V99L237 102V100H239L238 98H239V93L237 94V93H234ZM241 94V93H240ZM262 94H264V92L262 93ZM20 95V94H19ZM48 95V94H47ZM53 95H54V93H53ZM57 95V94H56ZM76 95H78V94H76ZM83 95H85V94H83ZM123 95V94H122ZM157 95V94H156ZM207 95V94H206ZM218 95V94H217ZM216 95V96H217ZM33 96H34V93H33ZM49 96V95H48ZM47 96V98H49ZM52 96V95H51ZM72 96V95H71ZM98 96V95H97ZM100 96V95H99ZM98 96V97H99ZM116 96V95H115ZM153 96V95H152ZM159 96V95H158ZM157 96V97H158ZM191 96V95H190ZM222 95H220L219 97L220 98H222L221 97ZM225 96V95H224ZM228 96V97H229ZM241 96V95H240ZM10 97V96H9ZM12 97V96H11ZM20 97H22L21 95H20ZM20 97H18L19 99H20ZM41 97V96H40ZM46 97V96H45ZM56 97V96H55ZM60 97V96H59ZM58 97V98H59ZM96 97V96H95ZM101 97H103V95L101 96ZM105 97V96H104ZM104 97H103V99H104ZM113 97V96H112ZM128 97V96H127ZM133 97V96H132ZM131 96H129V98H132ZM135 97V96H134ZM156 97V98H157ZM213 97V96H212ZM260 97H261V94H260ZM0 98H2V96L0 97ZM7 98H8V95H7ZM16 98H15V100H16ZM17 98V99H18ZM46 98V99H47ZM53 98V97H52ZM51 97L49 98V99H52ZM58 98H56V99H58ZM118 98V97H117ZM127 99V100H130V99ZM137 98V97H136ZM151 98V97H150ZM163 98H164V96H163ZM167 98H168V96H167ZM193 98V97H192ZM202 98V97H201ZM245 98H246V96H245ZM244 98V99H245ZM4 99V98H3ZM97 99V98H96ZM106 100L108 99V98H105ZM166 99V98H165ZM206 99H209V98H207L206 97ZM229 99H232V98H229ZM242 99V98H241ZM263 99V98H262ZM1 100V99H0ZM30 100V99H29ZM53 100V99H52ZM99 100H100V98H99ZM113 100V99H112ZM122 100H124V99H122ZM133 100V99H132ZM134 100H136L135 98H134ZM212 100V99H211ZM210 100V101H211ZM216 100V99H215ZM246 100V99H245ZM4 101V100H3ZM11 101H13L14 102V99L12 98V100ZM64 101V100H63ZM101 101V100H100ZM103 101V100H102ZM116 101V100H115ZM120 101V100H119ZM137 101V100H136ZM208 101V100H207ZM223 101V100H222ZM229 101H231V100H229ZM233 101V100H232ZM241 101V100H240ZM247 101V100H246ZM245 101V102H246ZM104 102H105V100H104ZM107 102H110V99H108V101ZM120 102H122V101H120ZM134 102V101H133ZM133 102H131V103H133ZM152 102V101H151ZM248 102V101H247ZM0 103H1V101H0ZM10 103V102H9ZM116 103H118V102H116ZM231 103H233V104H235L234 102H231ZM119 104V103H118ZM130 104V103H129ZM230 104V103H229ZM236 105V104H235ZM239 105V104H238ZM125 107V106H124ZM123 107V108H124ZM238 107V106H237ZM120 108H122V107H120ZM231 109V108H230ZM119 110V109H118ZM224 110H226V109H224ZM121 111V110H120ZM234 111V110H233ZM239 111V110H238ZM229 113H230V111H229ZM10 118V117H9ZM8 118V119H9ZM232 118V117H231ZM2 119V118H1ZM6 119V118H5ZM4 119V121H0V264H107L108 262V264H110V262H111V259H114L115 261L114 262H119V263H116V264H148V262H153L158 256H157V254H158V251L160 252V249H162V248H164V249H166V247L169 245V242H170V238H167V240H166V237H165V239H160V240H158L157 242H156V240L157 239H159V238H155L154 240L153 239H151V240H149V237H151L150 235H146V233L145 234H143L144 233V231H151V229H152V231H154L155 233H157V234H161V233H163V232H165L166 231V233H168L167 232V230H169L170 231V235H173V234H175L176 236L177 235H179L180 236V234L181 233H188V226L190 225H188V218L190 217V216H186V218H183L182 220H183V223H179L180 225L181 224H183L182 226H183V228L182 227H177L176 229H172L173 227H174V225H172L173 224V222H171L172 224V226H171V229H170V227H169V229H168V227H167V229L164 231L163 229H165L164 228V226H167V225H165L166 224V222H165V224H164V226H163V224H162V222L160 223V224H162V226L159 224V221L158 222H156V221H152L151 223H149V220H147V222H146V220L144 221L145 223L143 224V225H141V226H139L140 224H142L141 222H142V220H141V222H140V224L137 226H135V225H133L132 223L133 222H131V221H129V218L128 217H130V215H133L134 216V214H137L138 215V217H139V215H143V212L146 210V209H148L149 207L148 206H150L151 204H150V202H149V204H148V201L147 200H145V199H147V198H143L142 200H138L137 198H136V200H134V198H131L132 200H129L128 201V199H126V201H128V202H126V203H124V205L121 203V205L118 203H116L117 204V206H116V204H113V208H111V203H108V200L106 201V203L104 202H102V201H105V200H103V197H101V195H100V197H98V195H96V197L95 198H99L98 200L96 199L95 201H91V203H88V204H84V205H82L81 207H80V205H78V206H73L70 202H68L67 200H66V198H69V196H71V195H82L83 193H88L86 190H84L85 189V187H84V191H82V188H80L81 187V183L79 184V182L78 181H80V180H78V179H81V178H83V173L82 174H80V175H82L81 177L80 176H77L80 172H79V167L77 166L79 163L81 164V162H82V158L80 159V161L78 160L79 159V157H80V155L79 154H76V153H74V150L75 149H73L72 148V144L73 145H75L78 141H80L81 140V136L80 135H78V136H80V139L78 138V141H77V139H75L76 138V132L75 131H73V129H72V131H70V130H68V128H67V130L69 131V132H66V134H64L65 133V131H64V133H62L63 132V130L62 131H58L57 130V132H53V130L55 129L54 127H52V128H54L53 130H49L50 131V133H49V131L47 130L48 128H49V126H50V124L48 125V124H44L45 123V121H44V125H47V126H45L46 127V134H47V136H48V138L44 141L43 139V145L41 144V145H39V146H37V145H35V146H37L36 148H35V146H34V141H36L35 140V137H37V136H34L33 137V139H34V141H31L32 140V138L30 137V136H33V135H31V132H29V131H27V132H29V134H30V136L28 135L27 136V138L29 137L31 140H29L31 143H34L32 146H29V144L30 143H26L25 142V139H27L26 137H24L23 135H21V134H24L25 135V133L26 132H21V134H20V130H19V128H17L19 131H17V129H16V127L18 126V123L20 122V121H18L17 120V122H16V120L15 121H11V120H14V119H7V120H5ZM216 119V118H215ZM5 121H7V122H5ZM51 121V120H50ZM52 121H54V120H52ZM51 121V122H52ZM57 120L55 119V121L54 122H56ZM62 121H64V120H62ZM12 122V123H11ZM14 122H16V123H14ZM50 122V123H51ZM58 122H60V120L58 121ZM58 122H56V124L55 123H53V124H55V125H57V124H59ZM68 122V121H67ZM67 122H65L66 123V125L68 124ZM216 122V121H215ZM14 123V124H13ZM23 123V122H22ZM25 123V122H24ZM47 123V122H46ZM62 123V127H64V125H63V123L64 122H61ZM60 123V124H61ZM70 123V122H69ZM17 124V125H16ZM21 124V123H20ZM28 124H30V123H28ZM59 124V125H60ZM73 124V123H72ZM27 124H25V126H26ZM37 125V124H36ZM41 125V124H40ZM40 125H38V127L40 126ZM52 125V124H51ZM76 125V124H75ZM25 126H24V124H23V128L19 125L18 127H21L22 128V131H23V129L25 130ZM68 127H69V124L67 125ZM37 127V128H38ZM42 127L44 128V126L42 125ZM66 127V126H65ZM64 127V128H65ZM32 128V127H31ZM35 128H36V126H35ZM34 128V129H35ZM41 128V127H40ZM40 128H39V130H38V132L40 131ZM43 128H41L42 130H43ZM51 129V128H50ZM37 130V129H36ZM35 130V131H36ZM66 130V129H65ZM26 131V130H25ZM32 131H34V130H32ZM34 131V132H35ZM52 131V132H51ZM19 132V133H18ZM44 132V131H43ZM42 131H41V135L43 136V133ZM37 133V132H36ZM82 133V132H81ZM33 134V133H32ZM77 134H80V133H77ZM84 134V133H83ZM27 135V134H26ZM25 135V136H26ZM36 135H38V134H36ZM39 135H40V132H39ZM85 135L86 134H84V135H82V140H84V138H85ZM130 135V134H129ZM21 136H23V137H21ZM42 136H40V137H42ZM84 136V137H83ZM87 136V135H86ZM136 136V135H135ZM39 137V136H38ZM37 137V138H38ZM40 137L38 138V139H40ZM44 137V136H43ZM42 137V138H43ZM45 137H46V135H45ZM36 138V139H37ZM138 138V137H137ZM87 139V138H86ZM159 139V138H158ZM41 140V139H40ZM41 140V141H42ZM72 140H75L74 142L72 141ZM129 140V139H128ZM135 140H137L136 139V137H135ZM134 139H133V141H135ZM139 140V139H138ZM39 141V140H38ZM38 141L36 142L37 144H38ZM41 141L39 142V143H41ZM130 141H131V138H130ZM140 141V140H139ZM159 141H161V140H159ZM109 144V143H108ZM136 146L137 145H139V144H137V143H134ZM132 145H133V143H132ZM76 146H77V144H76ZM75 146V147H76ZM136 146L134 147V149H136ZM143 147V146H142ZM226 147V146H225ZM37 148H39L38 150H37ZM109 149H111V148H109ZM108 149V150H109ZM225 149H227V148H225ZM107 150V149H106ZM152 150H154V148L152 149ZM38 151V152H37ZM111 151V150H110ZM109 151V152H110ZM117 151H120V150H117ZM122 151V150H121ZM141 152V151H140ZM147 152V151H146ZM146 152L144 153L145 155H147L146 154ZM150 152V151H149ZM102 153H105L104 151L102 152ZM101 153V154H102ZM119 153V155H121L120 153L121 152H118ZM123 154L124 153H127V152H124V150H123V152H122ZM225 153V152H224ZM229 153H230V151H229ZM246 153V152H245ZM76 154V155H75ZM100 154V155H101ZM106 154H107V152H106ZM223 154V153H222ZM221 154V155H222ZM228 154V153H227ZM79 155V156H78ZM108 155V154H107ZM126 155H128V154H125V159L128 157H130V156H132L131 154H129V156H127L126 157ZM143 155V154H142ZM150 155V154H149ZM230 155V154H229ZM245 155V154H244ZM75 156H78V159L75 157ZM103 156H105V155H101V157L103 158ZM109 156V155H108ZM108 156H105V157H107V158H109L110 159V157H108ZM113 156V155H112ZM111 156V157H112ZM246 156V155H245ZM117 157V156H116ZM123 155L119 158V157H117L116 159H113V162L112 163H108V166L109 167H111L110 165L112 164V166H113V168L111 167V171H110V169L108 170V174L107 175H111V177H110V181H108L109 180V176H101L102 178H103V181L104 180H106L105 182H106V184L108 183V182H111V180H113L112 181V183L115 185H113V187H116L117 186V184L119 183V184H122L123 182H125V181H129V180H131L132 182H133V180H132V178H134V176H135V172H133L132 170V168H134V166L132 165L133 163L130 161V159H131V157H130V159L128 160V158L126 159V160H124L123 158ZM246 157H248V156H246ZM98 158V157H97ZM115 158V157H114ZM240 159H243L242 157H240ZM94 160H99L100 161V164H101V167L103 166V164H105V160H106V158H105V160H102V159H94L93 158V160H91V162H92V164H93V161ZM111 160V159H110ZM128 160V161H127ZM136 161L134 158H132V161ZM72 161H74L75 163L77 162L78 164H76L75 166L73 165V166H71V163H72ZM96 161H95V165H96ZM99 161H97V162H99ZM101 161H102V163H101ZM103 161H104V163H103ZM107 161V160H106ZM90 162V163H91ZM107 162H110L109 160L107 161ZM129 162H131V165H130V163ZM79 164V165H80ZM110 164V165H109ZM87 166H90L91 164H86ZM135 165V164H134ZM85 166V165H84ZM87 166H85V168L87 167ZM96 166H98V167H100L99 165H96ZM106 165H104V167H105ZM131 166H133V167H131ZM104 167H102L103 169H104ZM77 168H79L78 169V171H77ZM84 168V167H83ZM82 168V169H83ZM84 168V169H85ZM136 168V167H135ZM135 168H134V170H135ZM75 170H76V172H75ZM106 169H105V174H106V171H107ZM82 172H83V170H81ZM132 172H133V174H132ZM78 173V174H77ZM85 173V172H84ZM77 174V175H76ZM80 177V178H78L77 179V177ZM107 177H108V179H107ZM101 178V179H102ZM104 178H106V179H104ZM100 179V180H101ZM136 179V178H135ZM82 180V179H81ZM102 181V182H103ZM108 181V182H107ZM81 182V181H80ZM121 182V183H120ZM131 183V182H130ZM48 184V186H46V185ZM105 184V185H106ZM118 184V185H119ZM127 184H129L128 182H127ZM26 185V187H27V190L29 189L28 187H30V188H32L33 189V187H36L37 188V186L39 187V190L38 191H36V195H35V193H33L32 194V196H30L29 194H27L26 193V195H28V196H25L26 197V199L24 200V202H22L20 205H19V203H17V206H14V204L12 205L10 202H11V200H13V199H15L16 198V200H17V198L18 197H22L23 198V196L21 195V193L23 192V190H24V193H25V189L23 188V190H22V188H21V186H25ZM108 185V184H107ZM109 185L111 186V184L109 183ZM215 185V184H214ZM44 186H46V187H44ZM108 187V186H107ZM213 189V188H212ZM216 190V189H215ZM33 191V190H32ZM45 191H47V193L50 191L51 193H50V195H48V196H50V198H54L53 200L51 199L50 201L51 202H49L48 204L46 203V204H42V205H37V203H36V200L34 199V198H44L42 195H44L43 193L45 192ZM23 193V195H25ZM28 193H30L31 194V192H29L28 191ZM90 193V192H89ZM96 194V193H95ZM94 194V195H95ZM21 195V196H20ZM92 195V194H91ZM30 196V197H29ZM104 196V195H103ZM24 197V198H25ZM47 198V197H46ZM49 198V197H48ZM100 198L102 199V201L100 200ZM149 199V198H148ZM152 199V198H151ZM159 198H156V201L158 200ZM175 199V198H174ZM20 200V199H19ZM124 200V199H123ZM178 200V199H177ZM176 200V201H177ZM180 200V199H179ZM38 201V200H37ZM151 201V200H150ZM155 201V202H156ZM166 201V200H165ZM169 201H171V200H169ZM16 201H14V202H12V203H15ZM21 202V201H20ZM90 202V201H89ZM160 202V201H159ZM162 202V201H161ZM170 202H168V204H169ZM110 204V205H109ZM107 205H109V206H107ZM156 205V204H155ZM119 206V207H118ZM175 206V205H174ZM173 206V207H174ZM208 206V205H207ZM171 207V206H170ZM169 207V208H170ZM118 208V209H117ZM206 208V207H205ZM218 208H220V207H218ZM176 209V208H175ZM201 209V208H200ZM171 210V209H170ZM197 210V209H196ZM209 210V209H208ZM83 211V212H82ZM179 212H180V209L178 210ZM182 211V210H181ZM168 212H170L169 210H168ZM194 213H195V211H193ZM192 212V213H193ZM199 212V211H198ZM144 213H146V212H144ZM166 213V212H165ZM176 213V212H175ZM186 213V212H185ZM184 213V214H185ZM203 213V212H202ZM211 213V212H210ZM220 213V212H219ZM163 214V213H162ZM173 214V213H172ZM183 214V215H184ZM191 214V213H190ZM189 214V215H190ZM194 215V214H193ZM127 216V219L128 220H126V219H124L123 220V218H125ZM140 216V217H141ZM148 216H149V214H148ZM155 216V215H154ZM165 216V215H164ZM177 216H179V215H177ZM199 216H200V214H199ZM135 217H137V216H135ZM147 217V216H146ZM158 217V216H157ZM163 217V216H162ZM162 217H161V219H162ZM196 217V216H195ZM204 217H206V216H204ZM234 217V216H233ZM145 218V217H144ZM149 219H150V216L148 217ZM151 218H153V217H151ZM167 218H170V216H168ZM166 218V219H167ZM177 218H179V217H176V218H173V219H175L176 221H177ZM193 218V217H192ZM222 218H224V217H222ZM111 219H114L115 221H117L116 219H118V220H122V222L124 221L125 222V220L126 221H128L129 223H127V222H125V223H120V222H118L117 221V223H120V224H117V223H115V222H109V220H111ZM134 219V218H133ZM139 219V218H138ZM146 219V218H145ZM154 219H156V218H154ZM159 219V218H158ZM165 219V218H164ZM165 219V220H166ZM173 219H169V221H172ZM180 219H181V217H180ZM190 219V218H189ZM195 219V218H194ZM204 219V218H203ZM226 219H227V217H226ZM231 219V218H230ZM230 219H228V220H230ZM151 220V219H150ZM214 220V219H213ZM227 220V221H228ZM134 221V220H133ZM137 221V220H136ZM167 222H169L168 220H166ZM174 221V220H173ZM200 221V220H199ZM198 221V222H199ZM211 221V220H210ZM216 221V220H215ZM225 221V220H224ZM235 221V220H234ZM130 222H131V224H130ZM135 222V221H134ZM138 222V221H137ZM190 222V221H189ZM147 223V224H146ZM164 223V222H163ZM211 223V222H210ZM225 223V222H224ZM101 224H103V226L101 225ZM105 224V225H104ZM134 224H136V222L134 223ZM168 225H169V223H167ZM175 224V223H174ZM177 224H178V222H177ZM177 224H175V226L177 225ZM228 224V223H227ZM230 224V223H229ZM234 224V223H233ZM98 225H101V226H98ZM161 227H163V229L162 230H160V229H157V228H159L160 226ZM179 225V226H180ZM191 225H193V224H191ZM196 225V224H195ZM200 225V224H199ZM202 225H204V224H201L200 226H198V225H196V226H198V227H203ZM210 225V224H209ZM231 225V224H230ZM229 225V226H230ZM159 226V227H158ZM205 226V225H204ZM215 226V225H214ZM213 225H212V227H214ZM191 227V226H190ZM195 226H193L192 227V229L194 228ZM209 227V226H208ZM208 227H207V230L206 231H210V229L208 230ZM217 227V226H216ZM226 227V226H225ZM210 228V227H209ZM218 228V227H217ZM147 229H150V230H147ZM178 229V230H177ZM212 229V228H211ZM215 229V228H214ZM171 230H172V233H171ZM203 232H206L205 231V229H204V227H203ZM213 230V229H212ZM211 230V231H212ZM196 231H198V230H196ZM153 232V233H154ZM189 232H190V230H189ZM192 232H194V231H192ZM153 233H151V234H153ZM165 233V234H166ZM179 233V234H178ZM156 234V235H157ZM165 234L163 233V234H161V235H159V236H165ZM182 234V235H183ZM168 235V234H167ZM174 236V235H173ZM173 238V237H172ZM199 238V237H198ZM172 240V239H171ZM194 240V239H193ZM196 240V239H195ZM194 240V241H195ZM155 241V242H154ZM176 243V242H175ZM182 244V243H181ZM189 244V243H188ZM194 244V243H193ZM183 245V244H182ZM186 245H187V243H186ZM191 245V244H190ZM170 247V245L167 247V248H169ZM172 247V246H171ZM189 248V247H188ZM188 248H186V249H188ZM191 248V247H190ZM164 249H162V251L164 250ZM20 250H23L24 252L23 253H18ZM166 250H168V249H166ZM173 250V249H172ZM193 250V249H192ZM161 251V252H162ZM179 251H180V249H179ZM183 251V250H182ZM165 250H164V254H165ZM168 253V252H167ZM113 256H115V258H112ZM162 256V255H161ZM233 257H235V255L233 256ZM164 258V257H163ZM228 258H229V256H228ZM194 259V258H193ZM197 259V258H196ZM230 259V258H229ZM238 259H239V257H238ZM244 259V258H243ZM205 260H207V259H205ZM224 260V259H223ZM233 260H231V262H232ZM113 262V263H114ZM195 262V261H194ZM211 262V261H210ZM224 262V261H223ZM234 262V261H233ZM112 262H111V264H113ZM150 263V264H151ZM201 263V262H200ZM205 263V262H204ZM248 263V262H247ZM115 264V263H114ZM191 264H193V262L191 263ZM207 264V263H206ZM213 264V263H212ZM236 264V263H235ZM249 264V263H248ZM255 264V263H254Z\"/></svg>",
    "mask_w": 264,
    "mask_h": 264
}]
</instances>
